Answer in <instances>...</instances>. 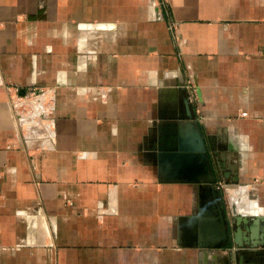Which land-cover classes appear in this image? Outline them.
<instances>
[{"label":"crops","instance_id":"1","mask_svg":"<svg viewBox=\"0 0 264 264\" xmlns=\"http://www.w3.org/2000/svg\"><path fill=\"white\" fill-rule=\"evenodd\" d=\"M164 4L0 0V264H264V0ZM32 85L57 90L39 150L10 102Z\"/></svg>","mask_w":264,"mask_h":264},{"label":"rangeland","instance_id":"2","mask_svg":"<svg viewBox=\"0 0 264 264\" xmlns=\"http://www.w3.org/2000/svg\"><path fill=\"white\" fill-rule=\"evenodd\" d=\"M161 2L163 4L165 3L164 5H166V0H161ZM171 30L174 41L176 43H179V25L177 22L173 21L171 23ZM185 87L186 91L188 92V98L195 110L194 122L199 125V122L202 121L201 110L199 106V89L196 83L190 77H188ZM12 89L14 94L11 96L10 102L17 122L18 135L20 139L19 146L25 149L31 148L32 150L48 148L50 146V125L55 117L57 110L56 88L49 86L32 85L29 86L23 94L20 92V88L18 87H12ZM44 94L45 96L43 97L42 95ZM40 125H43L42 129L36 133H33V128L39 127ZM161 157L165 158L166 155H162ZM188 158V160H194V158H198L199 164L197 166H193V168L189 166V168L187 169V174H194V171L195 173H199L196 184H198L199 189L202 188V190H204L205 195L212 193L210 190L212 189L211 186L214 184L219 189L222 188L225 193L226 184H224V182L222 181H220V184V182H217L216 179L209 178V176L205 172L204 166L201 165L200 155L188 156ZM197 168L199 170H196ZM219 206L220 210L224 211V214L231 211L226 203H223L221 205L219 204ZM198 208V211H214L218 210V203H209L203 201L198 204ZM230 220L231 219H229V221ZM217 251L221 254L229 256L231 260L236 258L237 248H235L234 246L223 247L218 249Z\"/></svg>","mask_w":264,"mask_h":264},{"label":"water","instance_id":"3","mask_svg":"<svg viewBox=\"0 0 264 264\" xmlns=\"http://www.w3.org/2000/svg\"><path fill=\"white\" fill-rule=\"evenodd\" d=\"M190 108H192V105H190ZM188 119H192L193 120L194 119V115H193V117L192 116H188ZM201 137H202V135H201ZM202 142H203V145H204L203 148H204L205 147V143H204L203 137H202ZM199 148H201L203 151H205V149H203L202 147H199ZM206 160H207L206 154H201L200 155L201 165L204 166L205 172L207 173V175L209 176V178L215 179L214 176H212L211 168H210L209 164L206 163L207 162Z\"/></svg>","mask_w":264,"mask_h":264},{"label":"bare ground","instance_id":"4","mask_svg":"<svg viewBox=\"0 0 264 264\" xmlns=\"http://www.w3.org/2000/svg\"><path fill=\"white\" fill-rule=\"evenodd\" d=\"M194 134H195V141H196L197 146L203 148L204 145H203V142H202L201 133L197 129V132L194 131Z\"/></svg>","mask_w":264,"mask_h":264},{"label":"built area","instance_id":"5","mask_svg":"<svg viewBox=\"0 0 264 264\" xmlns=\"http://www.w3.org/2000/svg\"><path fill=\"white\" fill-rule=\"evenodd\" d=\"M43 97L45 96V94L44 95H42ZM26 149H31V148H26ZM220 184H221V182H220Z\"/></svg>","mask_w":264,"mask_h":264}]
</instances>
